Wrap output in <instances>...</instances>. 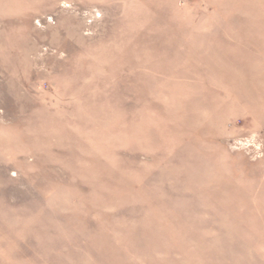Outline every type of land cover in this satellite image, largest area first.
Wrapping results in <instances>:
<instances>
[{
	"label": "rangeland",
	"instance_id": "374dc122",
	"mask_svg": "<svg viewBox=\"0 0 264 264\" xmlns=\"http://www.w3.org/2000/svg\"><path fill=\"white\" fill-rule=\"evenodd\" d=\"M0 264H264V0H0Z\"/></svg>",
	"mask_w": 264,
	"mask_h": 264
}]
</instances>
